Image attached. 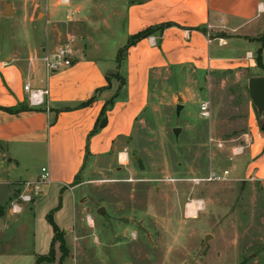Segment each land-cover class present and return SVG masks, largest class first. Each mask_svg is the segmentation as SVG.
<instances>
[{
	"label": "rangeland",
	"instance_id": "obj_1",
	"mask_svg": "<svg viewBox=\"0 0 264 264\" xmlns=\"http://www.w3.org/2000/svg\"><path fill=\"white\" fill-rule=\"evenodd\" d=\"M127 1L0 0V56L17 52L39 58L67 42L73 50L104 45L109 53L122 43ZM6 4L13 14H3ZM119 76L110 71L111 80L118 83ZM249 76L246 69L156 72L127 155L122 160L89 156L70 187L73 195L42 184L43 194L50 189L35 203L34 216L29 210L7 212L2 223L8 225L0 222V264H35L28 251H48L47 208L57 205L58 222L57 210L53 218L64 229L68 247L63 264H264V120L248 97ZM202 101L208 102V118L199 115ZM209 136L223 146L210 144ZM236 146L242 150L233 152ZM6 151L14 160L5 162L0 146V217L22 190L17 180L39 173L45 164L43 144H10ZM224 168L228 179H203L211 169ZM195 201L203 208L191 213L188 205ZM21 222L30 228L21 230ZM55 249L53 264H58V244Z\"/></svg>",
	"mask_w": 264,
	"mask_h": 264
},
{
	"label": "crops",
	"instance_id": "obj_2",
	"mask_svg": "<svg viewBox=\"0 0 264 264\" xmlns=\"http://www.w3.org/2000/svg\"><path fill=\"white\" fill-rule=\"evenodd\" d=\"M124 10L121 42L124 36L125 41H118L109 53L104 45L98 50L92 45L77 47L69 66L48 75L41 57L36 55L10 52L0 56V146L5 162L14 160L6 151L10 144L45 145L42 166L49 168L51 177L47 186H56L60 193H72L70 187L87 157L113 155L122 160V155H127L134 124L147 106L149 84L156 72L190 67L200 73L246 69L252 76L264 75V69L255 62V54L262 47L264 65V0H131ZM49 13L48 9L43 14ZM161 24L166 26L160 33L141 38L127 48L122 64L125 85L107 108L104 126L90 135L103 105L117 89V81L113 80L111 87L102 90L89 105L76 106L107 85L105 74L115 68L117 51L131 35ZM246 53L252 57H246ZM27 83L32 89L47 90L42 96L45 103L28 102L24 90ZM21 104L29 108L15 113L3 109ZM253 114L249 112V125L254 124ZM5 162L1 164L5 166ZM37 175L38 171L16 183L33 181ZM49 189H44L43 194L40 188L33 201L23 204L22 211L16 214L29 210L27 214L34 216L35 203ZM58 211L54 215L56 222ZM7 212L14 214L10 209L2 212V227L8 225L2 223ZM29 225L21 222L19 226L23 230ZM57 225L64 230L60 223ZM31 235L35 236V232ZM52 235L53 232L50 238ZM47 252L33 249L27 255L35 262L37 255Z\"/></svg>",
	"mask_w": 264,
	"mask_h": 264
},
{
	"label": "built area",
	"instance_id": "obj_3",
	"mask_svg": "<svg viewBox=\"0 0 264 264\" xmlns=\"http://www.w3.org/2000/svg\"><path fill=\"white\" fill-rule=\"evenodd\" d=\"M49 1V0H45ZM71 0H53L55 5H70ZM73 56V48L71 42H67L66 44H62L57 46L52 50L45 51L41 57V60L45 67L46 74H50L54 71L60 70L69 66L72 62ZM246 57L251 58V53H246ZM24 90L27 92V100L30 104H42L45 103L42 96L47 94V90L43 89H32L29 87V84L24 85ZM209 106L207 101H202L199 103V115L202 118L209 117ZM208 142L214 143L218 148L223 146V141L216 140L213 137L209 136ZM242 147L236 146L233 149V152L241 151ZM229 170L224 168L220 171L218 170H210L208 176L203 178L205 180H214V181H222L229 178ZM51 181L50 171L47 166H42L40 168V172L37 177L33 181L25 180L20 184L22 186V190L20 193L10 202V211L14 214L20 213L23 209L24 203H29L35 198L36 194L40 192V186L42 184H48ZM196 211V210H195ZM87 221L89 224L92 223L90 217H87Z\"/></svg>",
	"mask_w": 264,
	"mask_h": 264
},
{
	"label": "trees",
	"instance_id": "obj_4",
	"mask_svg": "<svg viewBox=\"0 0 264 264\" xmlns=\"http://www.w3.org/2000/svg\"><path fill=\"white\" fill-rule=\"evenodd\" d=\"M165 26H166V24L150 25V26L144 28L143 30H140L137 33L131 35L129 37V39L127 40V42L122 47H120L118 49L117 54H116L117 65L114 68L117 72L118 71L120 72V76H119L120 79L118 81V87L115 90V92L113 93V95L109 99H107V101L103 105L101 111L99 112V114L96 118V121L94 123V126H93L91 132H90V135L94 134L101 127L104 126V124L106 122L105 113H106L107 108L110 105H112V103L114 102L115 99H117L119 97L120 91L123 88V86L125 85V77L123 76V72H122V64L124 61V56H125V52H126L127 48L130 45L137 42L138 40H140L141 38L147 37V36H149L153 33H156V32L160 33L162 31L163 27H165ZM255 62H256L257 67L264 69L263 59H262V47H259V49L257 50V52L255 54ZM110 71H107L105 74V79L107 81V85L97 89L95 91V93L89 99L80 102L76 107H82V106L89 105L99 95V93L102 90L109 89L111 87V82L113 80L110 79ZM118 75L119 74L117 73V76ZM28 108H29L28 104H27V106L21 104L19 106H14V107H3V109H5L9 112H14V113L18 112L20 110H26ZM260 128L264 132V125H260ZM86 152H88V151H86ZM58 208H59V205L50 209L49 212L46 214V220L51 225L53 235H52V238L50 241V246H49L48 252L46 254L37 255L36 260H35V264H40V262H42V261H45L44 264H53L56 260V256H55V253H56L55 245L56 244H58V250L60 251V254H61L58 258V264H63L62 261H63L64 257L66 255H68V247L66 246V241L64 238V232H63V230L60 229V227L57 225V223L55 222V220L53 218V214Z\"/></svg>",
	"mask_w": 264,
	"mask_h": 264
},
{
	"label": "water",
	"instance_id": "obj_5",
	"mask_svg": "<svg viewBox=\"0 0 264 264\" xmlns=\"http://www.w3.org/2000/svg\"><path fill=\"white\" fill-rule=\"evenodd\" d=\"M3 14H13V9L6 4L2 10ZM247 92L248 97L256 111L259 120H264V75L259 76H249L247 79ZM181 108V105H177V111ZM173 132L177 134L179 128H174ZM104 210L102 208L98 209V212ZM208 235L206 236V238Z\"/></svg>",
	"mask_w": 264,
	"mask_h": 264
},
{
	"label": "bare ground",
	"instance_id": "obj_6",
	"mask_svg": "<svg viewBox=\"0 0 264 264\" xmlns=\"http://www.w3.org/2000/svg\"><path fill=\"white\" fill-rule=\"evenodd\" d=\"M189 210H191V213H195L196 209H202L203 208V203L202 202H193L192 204L188 205Z\"/></svg>",
	"mask_w": 264,
	"mask_h": 264
}]
</instances>
